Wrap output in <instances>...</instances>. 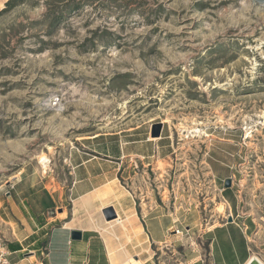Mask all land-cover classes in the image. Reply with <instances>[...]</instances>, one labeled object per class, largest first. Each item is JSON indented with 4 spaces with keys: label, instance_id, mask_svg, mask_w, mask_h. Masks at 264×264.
<instances>
[{
    "label": "rangeland",
    "instance_id": "rangeland-1",
    "mask_svg": "<svg viewBox=\"0 0 264 264\" xmlns=\"http://www.w3.org/2000/svg\"><path fill=\"white\" fill-rule=\"evenodd\" d=\"M7 1L1 241L48 230L56 206L69 203L77 149L124 153L127 174L140 170L126 188L140 203L162 200L175 246L163 242L150 264H179L200 226L230 217L264 241V0ZM157 123L160 138L150 134ZM153 141L162 156L155 168L133 156ZM146 247L136 242L135 251ZM253 251L263 256L264 244Z\"/></svg>",
    "mask_w": 264,
    "mask_h": 264
},
{
    "label": "crops",
    "instance_id": "crops-1",
    "mask_svg": "<svg viewBox=\"0 0 264 264\" xmlns=\"http://www.w3.org/2000/svg\"><path fill=\"white\" fill-rule=\"evenodd\" d=\"M153 144L151 151L134 152L133 156L152 158L147 165L153 163L155 168L162 156L155 149L157 141ZM123 157L124 153L113 156L90 149L71 153L68 205L56 206L58 212L45 224L46 232L42 233L41 224L37 231L0 240V264H150V256L161 252L163 242L175 246L168 240L173 224H162V200L140 203L126 188L129 177L136 178L140 170L132 168L133 174L128 175ZM153 170L160 175L159 169ZM140 176L145 178V174ZM138 187L142 189L141 184ZM109 206L120 220L112 229L102 213ZM72 230L80 231L81 238L72 240ZM259 234L255 226L234 218L200 226L196 246L192 253L183 251L179 264H249L254 256L264 264V254L260 257L253 251L254 246L264 244ZM146 241L148 248L135 251L136 242Z\"/></svg>",
    "mask_w": 264,
    "mask_h": 264
},
{
    "label": "water",
    "instance_id": "water-1",
    "mask_svg": "<svg viewBox=\"0 0 264 264\" xmlns=\"http://www.w3.org/2000/svg\"><path fill=\"white\" fill-rule=\"evenodd\" d=\"M162 125L160 123L154 124L150 130V134L152 137H159L161 133ZM229 179L225 181V187L229 186ZM103 216L105 220H111L116 217V213L111 206L106 207L102 210ZM232 220V217L229 218V221ZM70 238L72 240L80 239L81 232L77 230L70 231Z\"/></svg>",
    "mask_w": 264,
    "mask_h": 264
},
{
    "label": "bare ground",
    "instance_id": "bare-ground-1",
    "mask_svg": "<svg viewBox=\"0 0 264 264\" xmlns=\"http://www.w3.org/2000/svg\"><path fill=\"white\" fill-rule=\"evenodd\" d=\"M152 137V136H151ZM152 140H156L157 138H151ZM39 164L41 165V167L43 168V170L44 169H46L47 168V163H48V159H47V157L46 156H44V155H40L39 156ZM120 222V220H119V218H116V219H114V220H112V221H107L106 223L109 225V227L112 229L113 228V225H116V224H118ZM114 251V250H113ZM115 254V253H114ZM117 256V255H116ZM115 258V257H114ZM114 260V259H113ZM258 260V258L256 257V256H254L253 258H252V260L250 261V263L249 264H259V260Z\"/></svg>",
    "mask_w": 264,
    "mask_h": 264
},
{
    "label": "trees",
    "instance_id": "trees-1",
    "mask_svg": "<svg viewBox=\"0 0 264 264\" xmlns=\"http://www.w3.org/2000/svg\"><path fill=\"white\" fill-rule=\"evenodd\" d=\"M12 1H13V0H8V1H7V4H10V2H12Z\"/></svg>",
    "mask_w": 264,
    "mask_h": 264
}]
</instances>
